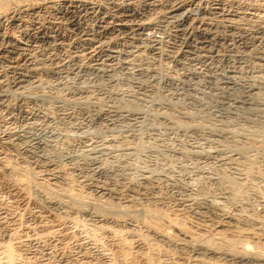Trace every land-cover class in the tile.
Listing matches in <instances>:
<instances>
[{"label":"bare ground","instance_id":"obj_1","mask_svg":"<svg viewBox=\"0 0 264 264\" xmlns=\"http://www.w3.org/2000/svg\"><path fill=\"white\" fill-rule=\"evenodd\" d=\"M47 15L48 17L54 16V19L51 17L53 19L52 22L50 21L51 18H47ZM5 24L9 25L12 30L5 31V29H3ZM164 30L166 34L163 33L165 34V37L162 36V38L160 32ZM150 33L152 35H150L151 37L149 36ZM68 60H71L69 61L71 67H67L72 71L73 75L74 73L84 76L86 74H91L93 77L101 78L102 80L105 79V81L111 83L118 73L120 75L122 74L125 77H123L122 80H128L126 85L130 84V87L135 89L134 91L132 88H130L132 90H127L129 88L127 86L128 88L126 87V91H133V94H136L134 93L135 91L139 93V95L143 94L145 91H148L147 94H149L148 88L153 90L156 87H150H153L154 84L156 85L157 81H164L166 83V89L164 88L166 93L164 95L169 97L168 99L172 98L177 100L176 102L169 100L171 102H169L170 112L161 110L163 115H165L164 117L168 115L167 118L169 117L171 118L170 120H174L177 127L185 128L187 126L186 128H188V126L190 127L195 124V126L198 125L199 127L201 126V128L202 126L209 128V130H212V133L209 134L212 137L211 139H208V142H216V144H218L217 142L220 139L216 141L217 138L215 136H218V134L221 133H225L224 135H226L227 133L229 134V137L235 138L240 136L247 140H256L257 142H260L261 146L264 145V0H147V2L141 6H138L133 0L132 2L129 0H0V91H4L6 86H10V88L11 86L15 87L16 89H19L21 93L25 91L29 92L33 87L36 89L39 85L38 82L41 79H38L36 74L45 71L55 74V70L63 68L61 66L63 65L62 62L64 61L65 63V61ZM159 63L161 69L168 65L169 67H167V69L170 70L171 67L172 70L168 73H163V70L159 69L161 71L160 74V72L157 71ZM161 65H163V67ZM83 83L89 84L90 82L84 81ZM96 83L98 84V81L95 82V84ZM104 83L106 85V82ZM118 83L115 85H118ZM79 84L81 83L79 82ZM92 84L94 86V83ZM160 86L162 85L160 84ZM117 87L114 86L112 88L117 89ZM122 87H124V85H122ZM92 88H88V90H91ZM110 88H108V90ZM112 88L110 90L111 92ZM160 88L157 89L160 90ZM80 89L75 90L77 93L85 94L86 90ZM70 91L71 90L69 89L68 92ZM153 91L151 92L153 93ZM77 93H73L72 95ZM93 93L90 95H93ZM126 94H128V92ZM105 95H103V97ZM87 96L89 98V94ZM156 96L155 100H158L157 98H159L160 95ZM126 97L128 99V96ZM155 97L152 96V102ZM178 98H180L179 103ZM96 99L98 98L96 97ZM132 99L130 100L131 102ZM148 99L150 98L148 97L147 100ZM162 99L163 96H161V100ZM145 100L146 99L144 98V101ZM122 104V108L126 107L127 109H130V111L134 109L133 105L127 104L125 101L122 102ZM5 106L7 105L5 104ZM162 107L164 110V106ZM117 108H119V106ZM135 109L133 112L136 113L137 110V112H141V110ZM193 109L194 111L201 112L202 117L201 115L200 117H197L198 115H196L194 111H191ZM124 110L125 109H123V111ZM161 111L158 112L162 115ZM202 111H207V114L209 112L210 115L206 116H209V118L206 119L204 116L205 113H202ZM139 114L141 115V113ZM124 115L127 116V114ZM161 115L159 116L163 119V115ZM117 117L118 119L120 118L118 115ZM123 120L125 121V119ZM139 120H137V122H139ZM224 135L223 137H221L222 134L220 136L222 140L224 139L223 141L228 137H225ZM19 140L20 139H18L17 142ZM35 140L37 141L34 144L37 145L39 143L37 137ZM204 141L206 140L204 139ZM26 146H28V143ZM224 146L227 148V144ZM87 148V153H85L89 160L91 159L95 161L98 158L96 156L98 152L104 154L105 157L103 150H106V148L99 149V147L92 146L89 150V145ZM196 148L197 150L194 153L193 150L190 149V156L209 157L208 152H210V150L206 151L201 145ZM239 148L238 150L234 149L233 153L227 151L228 153L225 152L223 155L220 154L223 157L220 156V159H218V164L221 168L223 167L225 169L226 166L228 170H231L232 172L229 171L231 176H224L222 173V177H219V179L215 177L213 180L215 184L217 182L220 187H223L221 190L222 195L221 193L219 194L221 195V197L219 196L221 200V202L218 203L219 205H222L220 203L227 202L230 206L236 201L241 202L243 197L239 188L244 184V177L252 178L253 180L255 177L259 178L261 174H263H260V171H258L259 168L250 163V160L245 159V147L239 146ZM218 151H216L215 154L219 153ZM87 156L85 158H87ZM103 161H106V159ZM9 162L10 161L6 159L3 161L0 160L1 171L5 173L10 171V173H12L11 175L13 177L11 176L9 179L13 185H15V188L17 187V189L21 190L20 196L22 198L24 196L23 202H30L31 193L26 189L30 184L31 186L32 184L34 186V183L37 181H33L35 179L30 176L34 183L31 181V178L29 177L30 173L27 174L25 168L22 171H20L22 168H20L19 171H17L16 168L14 170V167L12 168ZM58 165L54 166L53 164V167L49 170V175L43 178L42 183L39 185L41 186V190L44 188L43 191H45V189L48 190L49 188H52V186L54 188L58 186L59 184H56L57 179H67L65 175L62 174L63 172L61 171L62 169H60V165L59 167ZM97 168L93 170H97ZM239 175L241 176L238 177ZM146 178L149 179L148 177ZM127 187H123V190L128 189ZM104 188H106V186ZM109 189L111 188L109 187ZM109 189L108 191L110 194H108L107 198L111 195V192H119V190L114 191ZM61 190L66 191V194L70 193L69 197H73L71 199H75L76 201L83 197L81 192L76 193L72 188V185H68ZM51 191L56 193V190L51 189ZM109 192L104 193V191H102L101 194L99 193V196H96L94 199L103 202L108 208H116L123 212L128 211V209L131 208V204L134 203V197H132L133 194H131L126 198L127 200L125 202H127V204L123 206L115 205L110 202V200L103 198V196H106V193ZM48 193L46 192L47 195ZM255 193L257 194V199H259L258 201L260 202V205L264 207V190H259L257 188ZM121 194L124 193L122 192ZM87 196L91 197L90 195ZM87 196H85V198ZM115 196L119 195L116 194ZM122 196L123 195H121V197ZM99 197L100 199H103L99 200ZM197 200L185 199L179 203L177 201L176 205L173 203V205H175V209L173 210L175 213H172L169 210H164L163 207L166 206V203H163L164 201L155 199V202L151 206L149 205L145 207L143 210L144 213H142L145 216L143 225L150 228L152 233H155L156 235L158 234L163 240L165 239L164 243L166 240L167 242L168 240H173L174 235L172 236L171 234L172 227H175L178 232L183 233L182 235L187 234V237L189 238L188 244L191 246L189 252H185V250L180 252L181 246L175 245L176 240H173L174 242L170 241L173 243H171L173 246L172 248L170 246L167 249V246L164 250L162 246L160 247L157 244L158 240H155L154 238L156 235L151 237L153 238L151 239L149 238V235L136 233L128 226L125 219L121 218L122 216H120V218L109 219L102 214L96 219V221L94 220V223L87 224L88 226L86 224L81 226H84L85 232L92 235L93 241L98 238V233L96 234V231H101L103 235H108V238L105 237L107 239L111 238L110 243L108 242V247L110 245L113 249L112 256L110 257L113 258V261L111 260L109 264H127L139 257L140 254L143 255L142 258L145 260L144 263L147 262L146 264H148L149 262V264H155L154 260L158 258H156V256L157 253L160 252V249L162 253L164 251V255H166L165 253L171 255H168L166 260H163L161 257L158 258L159 260L161 259L159 264H264V243L261 242L264 240V229L256 230V226L252 227L253 224L256 223V220L254 219L256 216L254 217L253 215L255 211L252 212L243 209L244 206L241 205V203V207L236 206L235 208L234 206L233 208L232 205L233 209L231 210H233V213L231 212L227 214L225 211V214L221 209H217L216 212L211 214L215 219L213 218L209 223L207 222L208 220L206 221L204 219L207 216V206H203L201 202ZM214 200L216 199L214 198L213 201ZM214 202L213 205L215 204ZM27 205L25 208H27ZM223 205L227 206L225 203ZM261 211L259 213H261ZM204 213L205 215H203ZM202 215L204 216L203 219L209 223L203 225L205 229L208 230V233H210L209 236L196 233L188 226L191 222V218H193V220L196 219L195 222H197V219H199V221L202 220ZM40 217L38 219L40 222L37 226L35 225V238H48L50 240V238L57 236L62 240H68L75 236L51 223L47 224L48 222H44ZM79 222L75 218L72 219V223H75L74 225ZM201 222L203 223V221ZM198 223L199 222L195 224L198 225ZM164 224L166 225V228H163ZM76 227H78V225H76ZM168 227H171L170 233L168 230L166 231ZM14 232L8 231L6 234V241L0 244V264H14L16 261H22L21 253L23 252L20 253L19 250V246L22 242L18 237L20 233L17 235ZM249 236L254 237V239L251 238V241L254 240L252 243H250V239H248ZM35 238H33V240H35ZM259 238L261 241H259ZM138 240H140L142 244H145L144 246L148 250H145V254L143 250L135 249V245L132 246L133 242ZM17 247L19 249H17ZM137 247L139 248L140 246Z\"/></svg>","mask_w":264,"mask_h":264},{"label":"rangeland","instance_id":"obj_2","mask_svg":"<svg viewBox=\"0 0 264 264\" xmlns=\"http://www.w3.org/2000/svg\"><path fill=\"white\" fill-rule=\"evenodd\" d=\"M129 1L132 2V0H129ZM133 1L137 3L138 6L139 5L141 6L147 2V0H142V1L133 0ZM51 17L54 19V16H51ZM51 17H48L47 15V18L50 19ZM52 18L50 19L51 22L53 21ZM3 29H5V31L12 30V28L9 27V25L7 24H5ZM163 33L166 34L165 30L160 32L161 37L162 36L165 37V34ZM150 35L151 33L149 34V36ZM69 61L71 60L65 61V63L63 61L62 62L63 65H61L60 63V65L63 68H60V70L59 68L58 70H55L56 71L55 74L47 72V71L39 72L38 74H36L37 78L38 79L41 78L40 80L42 81L41 82L39 80L38 86L40 87L37 86L36 89H34L33 87L32 89L29 90V92L25 91L21 93V91L19 89H16L15 87L11 86L10 88V86H6L4 88V91L3 90L0 91L1 93L0 96L2 97V98L0 97V103L2 102L0 104V160L3 161L4 159H6L10 161L9 162L10 166L12 168L14 167V170L16 168L17 171H19L20 168H22L20 169V171H22L25 168L26 169L25 171L27 172V174L30 173L29 177L32 176L33 179H35L33 180L30 177L31 181L32 180L35 182L37 181L36 183L32 181L34 183V186L33 184L32 186L31 184L27 186L26 190H28L31 193V197H30L31 200L30 202L29 201L27 202L28 203L27 205V203L23 202L24 201L23 193H22L23 198L20 196L21 190L17 189V187L15 188V185H13V183L9 179L12 176L11 175L12 173H10V171L9 172L7 171V173L2 172L1 167H0V244L6 241V238H7L6 234L8 233V231L9 232L15 231L14 233L17 235L18 233H20L18 237L21 239V242H22V244L19 246L20 249L17 247V249L20 250V253L23 252L21 253L23 255V256L21 255L22 261L21 260L19 262L16 261L14 264H28V263L29 264L30 263L31 264H106V263L109 264L111 260L113 261V258H110L112 256L113 249L111 248L110 245L108 247V244L110 243L111 238L107 239L108 235L106 236V235H103L101 231L100 232L96 231V234L98 233L97 235L98 238L97 240H94L95 241L94 242L92 239V235L90 233L85 232L84 226H81V225H85V224L87 225L90 223H94V220L96 221V219L102 214L103 216H106L109 219L120 218V216H122L121 218L125 219L128 226L132 228L136 233L146 234V235H149V238H151L155 236L156 234L152 233V230H150V228H147L145 225H143L145 216L142 213H144L143 210L145 209V207L149 205L151 206L155 202L154 201L155 199H160L164 201L163 203H166L165 205L167 206V207L166 206L163 207L164 210L165 211L169 210L172 213H175L173 210L175 209V205L177 204L176 203L177 201L179 203V202L184 201L185 199L186 200L187 199H193V200L199 199L197 201L201 202L203 206L204 205L205 207L207 206L210 210L206 207L207 216L204 218L203 216L205 215L204 213L201 218L202 220L199 221V219H197V222H199L198 225L200 224L199 226L195 224L197 222H195L196 219L193 220V218L190 219L191 222L190 224H188V226L194 232L201 233L205 236H209L210 233H208V230L205 229L203 225L209 224L211 222L210 220H213L214 217L211 215L213 212H216L217 209H221L223 213H225L226 211V213L229 214L231 212L233 213V210L231 209H233L234 206L236 208V206L241 207V205L244 206L243 209H247L252 212L255 211L253 215L254 217L256 216L254 218L256 221L255 220L254 221L257 223V225L255 223L253 224L252 227L256 226L257 227L256 230L264 229V225H263L264 224V214H263L264 207L260 205V202L258 201L259 199H257L258 198L257 194L255 193V190L257 188L259 190H264V176H263L264 175V147H263L264 145L261 146L260 142H257L256 140L254 141L247 140V139L241 138L240 136L235 137V138L229 137V134L227 133L226 135H224L225 133H221L222 136L221 134H218L219 137L220 136L223 137V135L225 137L228 136L227 138H225V141H223L224 139L222 140L221 137L219 138L218 136H215L217 138L216 141L218 139H220L221 141L218 140L217 142L218 144H216V142H210V141L209 143L208 139H211L212 137L211 135H209L210 133H212V130H209V128L207 127L205 128L203 126L201 128V126L200 127L198 125L195 126V124L194 125L191 124L192 126L190 127L188 126V128H186L187 126L185 128L177 127L174 123V120H170L171 118L169 117L167 118L168 115L164 117L165 115H163L162 111H165V112L171 111L169 109V106L171 103L169 100L171 101L173 100L174 102L177 101L172 98L168 99L169 97L164 95L166 93V90H165L166 83L164 81L163 83L161 82V80H159L157 81L156 85L154 84L153 87H150V88L156 87L155 89H153L155 92L152 89L150 90L148 88L149 94H147L148 91L147 92L145 91L146 93L144 92L143 94H140V95L139 93L135 91L134 93L136 94H133V91L135 89L130 87L131 86L130 84L126 85V83H128L127 82L128 80L123 79L124 80L123 81L122 78L124 76L122 74L120 75L118 73L116 78L114 77L115 79L111 83L105 81V79L102 80L101 78H100L101 79L100 81L99 78L93 77L91 74L90 75L86 74L84 76L81 74L78 75L74 73L73 75L72 71H70L69 69L71 67V63ZM67 66H69V68ZM159 66H160V63L158 64V67ZM161 66L163 67V65ZM65 67H67L68 69ZM158 67H157V71L160 72V74H161L160 70H163L162 71L163 73H166V72L168 73L172 70L171 67H170V70L167 69V67H169L168 65L167 67L165 68L163 67L162 69L161 67L159 68ZM57 75H59L60 77ZM73 77H76V78H73ZM83 80L86 82L89 81L90 83L94 81L92 82L94 83V86L92 83L91 84L89 83L90 85L87 83H83L84 82ZM96 80L98 81V84L97 83L95 84V82H97ZM79 82L81 84H79ZM104 82H106V85L108 86H106ZM117 83L118 85H115ZM160 84L162 86H160ZM91 85L93 88L91 87ZM122 85H124L125 88L122 87ZM114 86L115 87L118 86L117 89L112 88ZM110 87L112 88V92L110 91L111 90ZM126 87L128 88L127 90L132 88L133 91L132 92L126 91ZM160 87H163V88H160ZM88 88H92L93 90L92 89L88 90ZM108 88L110 89L108 90ZM157 88H160V90ZM69 89L71 90L70 91L71 93L68 92ZM75 89L86 90L85 94L83 93L85 97L83 96V94L77 93ZM5 90L6 91L10 90V91L9 92L7 91L8 92L7 93ZM93 91L95 94L93 93ZM151 91H153V93ZM160 91L163 95L160 93ZM127 92L128 94H126ZM73 93H77V94L72 95ZM92 93L94 96L90 95ZM88 94H89V98L87 96ZM155 94L160 95V97L158 96L159 98H157L158 100H155L157 97ZM103 95H105L104 96L105 98L103 97ZM126 96H128V99ZM146 96H148L151 100L150 99L147 100L148 97ZM152 96L153 97L156 96L153 102H152V99H153ZM161 96H163L162 100H161ZM96 97L98 99H96ZM101 97L103 98L100 99ZM144 98L147 101L146 100L144 101ZM131 99H132V102L130 101ZM179 99L180 98H178V103L180 102ZM98 100H101V101H98ZM104 100L107 102H105ZM124 101L127 104L133 105L134 109L138 107L136 109L141 110V112H137L138 111L137 110L136 111L137 114H136L135 112H133L134 109L130 111V109H127L126 107L122 108L121 107L123 106L122 102ZM158 101H161L162 103L164 102L165 104L164 103L162 104L161 102H158ZM116 102H119V103H116ZM166 103L167 104L169 103V104L167 105ZM5 104L7 106H5ZM161 104L162 106H164V110ZM116 105H118L119 108H117L118 106ZM123 109H125L126 111L125 110L123 111ZM158 111L162 112L163 119L159 116L161 114ZM191 111L193 112L194 109ZM194 112L196 115H198L197 117H200V115L202 117L201 112L196 111V110ZM206 112L202 111V113L206 114V115L204 114V116L207 119L209 118V116L208 117L206 116L210 114L209 112L208 114ZM139 113H141V115ZM124 114H127V116ZM117 115L120 117L119 118L120 120L118 119ZM141 116H142V119H141ZM131 117L132 118L134 117L133 119L135 118L136 119L133 120ZM123 119H125V121ZM137 120H139V122H137ZM36 137L39 142L38 143L39 145L37 144L38 146L34 144L37 141L35 140ZM17 138L20 139L18 141L19 143L17 142L18 140ZM204 139L206 141H204ZM24 142L26 144L28 143V146H26ZM20 143H24V144H20ZM226 144H227V148L226 146H224ZM21 145L23 146V148ZM88 145H89V150H90V147L92 146L99 147V149L106 148V150H103V153H105V157H104V154L98 152V154L96 153L97 154L96 156L99 159L96 157L97 159L95 161L91 159L89 160L86 154L87 153L86 150H88L87 148ZM197 145L198 146L201 145V147L206 149V151L210 150V152H208L209 157H206V156L196 157L193 155L190 156L189 152L193 150V153H194L197 150L196 148L198 147ZM239 146L245 147L246 150L244 149V151L246 153L243 152L245 153L244 154L245 159L250 160V163L254 164L255 167L259 168L258 171H260V174L261 173L263 174H261L260 176L261 178L255 177L253 180L252 178L244 177L245 179L244 184L239 188L241 190L239 191L242 194L243 200L241 202L236 201L234 204H232L233 208H232V205L229 206L227 202L222 201L223 203H220V204L222 205L224 203L227 204V206L223 205L225 206L223 207L222 205L218 204L219 202H221L219 196L221 197L222 195L221 190L223 187L222 186L220 187L219 184H217V182L215 184L213 180L215 177L219 179V177H222V175L231 176L230 174L232 172L231 170H228L226 166H225V169L222 167L224 169L223 170L218 164L219 163L218 159H220V156H221L220 154L223 155L225 152L233 153L234 149L238 150ZM216 151L219 152V153H216L217 155L215 154ZM86 156L87 158H85ZM206 158L208 159V161ZM210 158L212 159V161ZM105 159L107 162L103 161ZM214 162H216L217 164ZM53 164L54 166L58 164L60 165V169H62L61 171L63 172L62 174H64L67 179L62 178V180L60 179L61 181L57 179L56 184L58 183L59 185L58 184L57 185L59 187L56 186L58 188L56 187L54 188L52 186V188H49L48 190L45 189V191L47 190L46 191L47 193L48 191L49 193L51 192L50 195L49 193L47 195L46 192L43 191L44 188H42L41 190V186L39 185L42 183L43 178L49 175V170L51 169V167H53ZM95 168L99 170L98 171L93 170ZM145 176L148 177L149 179H147ZM204 176H207V177H204ZM240 176L241 175H239L238 177ZM207 179H209L211 182ZM126 183L128 184V187ZM35 185H38L39 187ZM68 185L69 186L72 185V188L76 191V193H79V192L82 193V196H83L81 198L82 200L79 199L78 201H76L75 199H71L73 197H69L70 193H68L69 194L68 195L66 194L67 193L66 191L61 190V189L66 188V186ZM103 186L104 187L106 186V188H104ZM125 186L128 189L123 190V187ZM37 187L40 189H38ZM109 187L111 189H109ZM51 189L56 190V193L52 192ZM108 189L114 190V191L119 190L120 193L114 192L115 193L114 194L113 192H111L112 196L110 195L111 197L109 196L107 198L108 194H110ZM130 189H132L133 191ZM102 191H104V193L109 192V193H106V196H103V198L110 200V202H112L115 205L123 206L127 204V202H125L127 200L126 198L130 196L131 194H133L132 197H134L133 198L134 203L131 204V208H129L128 211L126 212L120 211L119 209H116V208H108L107 206L104 205L103 202H100L94 199L96 198V196H99V193L101 194ZM122 192L124 194H121ZM131 192H134V193H131ZM220 193L221 195H219ZM116 194L119 196H115ZM120 194L123 196L121 197ZM87 195H90L91 197ZM85 196L87 197L85 198ZM103 198L100 199L99 197V200H102ZM214 198L216 199L214 200L215 202L213 201ZM74 200L79 203H76ZM210 202L212 203V206ZM213 202L215 203L214 205H213ZM173 203H175V205H173ZM26 205H27V208H25ZM260 211L262 214L259 213ZM100 212H105V213H100ZM260 215H263V216H260ZM208 216L209 217L211 216V217L209 218ZM39 217L44 222L46 223L48 222L47 224L51 223L57 226L58 228H61L63 230H66L69 233H72L73 235H75L74 236L75 238L73 237L68 240H62L60 237H57V236L50 238V240L48 238H44V239L35 238L34 236L36 235L35 234L36 226L40 222V220H38ZM259 217H261L262 219ZM73 218H75L78 222L80 221L78 224H76L78 225V227L74 225L75 223H72ZM203 218L206 221L208 220L207 222L209 221L210 222L207 223ZM201 221H203V223ZM163 228H166L165 224L163 225ZM170 228L168 227L166 229V231L168 230L169 233H170ZM101 233L103 236L101 235ZM171 234L172 236L174 235L173 240L174 241L176 240L175 245L181 246L180 252H183L184 250L185 252L186 251L189 252L191 246L190 244H188L189 238L187 237V234L182 235L183 233L178 232V230L175 227L174 228L172 227ZM158 237L159 236L157 234L154 238L155 240L156 239L158 240L157 244L160 247L162 246L163 249L164 248L166 249L167 246H168L167 249L170 246L171 248L173 247L171 245L172 242H170L173 240H168V242L166 240L164 243L165 239L163 240L161 237H159L160 238L159 239ZM33 238H35V240H33ZM251 238L254 239V237L249 236L248 239H250V243L254 241V240L251 241L252 240ZM246 239H247V236H246ZM259 241H261L260 238H259ZM134 242L132 246L135 245V249H141L144 251V254H145V250H147L146 247L144 246L145 244L144 243L142 244L140 240L134 241ZM261 242L264 243V240ZM137 246H140V247L142 246V247L138 248ZM160 252H161V249H160ZM160 252L157 253L156 258L161 257L163 260L164 259L166 260L168 258V255L169 256L171 255V254L165 253L167 255L166 256L163 254L164 251L163 253L162 252L160 253ZM140 256H139L140 258L139 257L136 258L137 260L134 259L135 261L132 260L130 263H127V264H146L147 262L144 263L145 260L144 258H142L143 255L140 254ZM26 258L28 261L26 260ZM157 259L154 260L155 264L157 263L159 264V261L161 260V259L160 260L159 259L157 260ZM113 264H116V263H113Z\"/></svg>","mask_w":264,"mask_h":264}]
</instances>
